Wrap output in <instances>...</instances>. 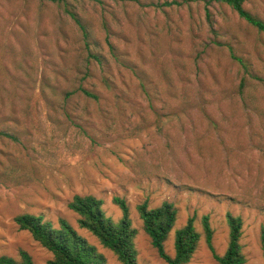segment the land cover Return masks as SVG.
I'll return each mask as SVG.
<instances>
[{"label": "rangeland", "instance_id": "1", "mask_svg": "<svg viewBox=\"0 0 264 264\" xmlns=\"http://www.w3.org/2000/svg\"><path fill=\"white\" fill-rule=\"evenodd\" d=\"M245 7L264 19V0ZM76 18L106 55L103 69L86 62ZM106 39L118 59L142 70L144 88ZM238 58L249 59L247 70ZM80 84H95L100 100L78 94ZM1 128L10 136L0 135V255L23 249L35 264H49L52 253L14 221L30 213L54 226L65 219L105 264H121L79 227L67 207L78 194L101 199L115 222L122 212L113 197L126 201L138 264H167L142 227L143 202L176 209L169 255L175 231L193 218L200 239L186 264H219L202 218L221 255L228 213L242 219L244 264H264V35L226 4L0 0Z\"/></svg>", "mask_w": 264, "mask_h": 264}, {"label": "trees", "instance_id": "2", "mask_svg": "<svg viewBox=\"0 0 264 264\" xmlns=\"http://www.w3.org/2000/svg\"><path fill=\"white\" fill-rule=\"evenodd\" d=\"M223 3L229 6L239 18L254 27L259 33L264 35V19L245 7L246 0H210ZM77 24L82 31L83 49L86 53L88 65H97L101 69L107 64L106 55L100 49L96 37L84 23L76 18ZM109 53L115 58L117 63L133 70L138 78L141 87L144 88V74L132 62L125 59H118L114 51V46L106 39ZM241 66L247 70L249 62L247 59H237ZM250 66V65H249ZM91 70L88 66L87 74ZM247 72V71H246ZM100 86L108 90L112 84L107 75L100 76ZM95 84L85 87L78 85L80 95L90 101H99L100 93ZM73 91V90H72ZM74 92H77L74 91ZM67 94V93H66ZM0 135L9 137V132L2 128ZM121 212V218L115 222L106 216L102 209V200L93 195H74L67 203V207L78 214L79 227L87 229L94 235L102 246L111 250L121 264H138L137 250L134 244L136 229L133 227L129 217V207L126 201L118 196L113 197ZM139 216L142 220V227L150 239L151 245L156 249L160 258L167 264H186L193 256L200 239V233L194 226L193 218H188L186 224L175 231L174 235V254L169 255L165 250V241L176 221V209L172 203L163 202L156 207H148L146 202L137 206ZM227 224L229 227V241L223 254H217L212 245V229L207 215L202 218L205 242L213 256L219 264H244L246 258L242 252L240 244L242 219L239 216L227 214ZM14 221L19 229L27 230L34 240L39 242L44 248L52 253L49 264H105L103 256L97 252L83 236H81L72 225L65 219L58 221V226L43 217L41 214L22 213L14 217ZM0 264H35L31 255L20 249L18 257L0 255Z\"/></svg>", "mask_w": 264, "mask_h": 264}]
</instances>
